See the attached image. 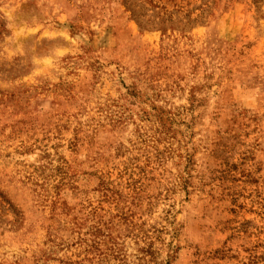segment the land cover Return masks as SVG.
Returning <instances> with one entry per match:
<instances>
[{
  "label": "rangeland",
  "instance_id": "374dc122",
  "mask_svg": "<svg viewBox=\"0 0 264 264\" xmlns=\"http://www.w3.org/2000/svg\"><path fill=\"white\" fill-rule=\"evenodd\" d=\"M0 264H264V0H0Z\"/></svg>",
  "mask_w": 264,
  "mask_h": 264
}]
</instances>
